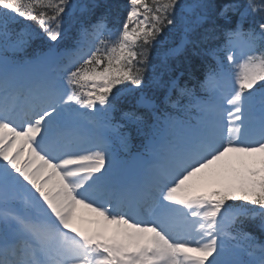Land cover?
Segmentation results:
<instances>
[{"label":"snow or ice","instance_id":"obj_1","mask_svg":"<svg viewBox=\"0 0 264 264\" xmlns=\"http://www.w3.org/2000/svg\"><path fill=\"white\" fill-rule=\"evenodd\" d=\"M96 7L0 0V264H264V242L243 227L258 221L264 232V0H128L114 28L106 14L88 27L81 22L80 35L93 39L78 41L60 76L26 86L25 69L60 55L48 46L30 56L33 42L55 45L67 35L65 17L71 22ZM213 12L240 17L227 33V65L209 68L200 83L207 96L179 77L168 81L163 103L194 111L193 120L157 112L143 93L137 103L154 122L123 113L145 137L137 158L147 157L148 174L122 181L117 150L102 130L129 149L130 133L111 114L127 92L146 87L149 57L165 29H182L165 60L188 45L196 55L215 30ZM249 13L260 18L245 31ZM205 23L213 27L197 38ZM80 109L93 118L88 134L73 128V118L85 116Z\"/></svg>","mask_w":264,"mask_h":264},{"label":"trees","instance_id":"obj_2","mask_svg":"<svg viewBox=\"0 0 264 264\" xmlns=\"http://www.w3.org/2000/svg\"><path fill=\"white\" fill-rule=\"evenodd\" d=\"M84 0H80L82 3ZM85 3L92 4L95 3L98 7L91 13L77 12L75 17L71 22H68V18L65 17L66 24L65 27L68 29L67 35L55 45H51L50 42L45 41L41 44V41H34L32 47L29 48L28 54L36 55L37 53H43L47 51L48 46H54L60 55L49 60L51 65H53V71L58 75H61V67L67 63L69 60L73 59L78 54L79 45L78 41H82L85 46H87L86 40L91 38V36L80 35L79 21H82L85 27H88L94 23L99 16L106 14L108 18L109 28H114L118 26V23L123 20L128 6V0H85ZM73 4H76L74 0H70ZM191 0H180L181 4L190 3ZM215 6L226 2H237L241 5L247 4V0H211ZM215 22V30L210 34L207 41L201 43L196 49L198 54H193L192 45L184 47L179 50L175 55H171L164 59V53L167 49L174 48L176 45L180 44L182 29L181 25L178 23L175 27L169 26L165 29V33L162 34V44L157 45L151 51L149 57V67L145 73L144 83L146 87L142 90H133L127 92L121 99L120 103L117 105V110L112 113L111 116L118 117V120L123 121L122 111L135 112L137 115L144 117L146 122L150 121V116L144 114V112H149L145 107L137 103L140 98V94L150 97L156 100L158 105H165L163 103L164 97L167 94V84L168 81L179 77V83L181 86L187 84L188 87L198 89L201 79L204 74L209 70L210 67H214L219 56L222 54L224 47L222 46L224 40L228 37L227 33L230 29L235 28L236 24L240 22V17L238 14H229L230 19L225 20L223 17H219L212 13ZM258 14L249 13L247 18L242 22L243 28L247 31L249 28L255 27V21L259 20ZM35 27V25H33ZM213 25L205 23L200 29H198L197 38L204 34L205 29L211 28ZM91 29H89L90 31ZM258 30V29H257ZM217 50L216 55L213 56L209 54V50ZM183 73V75H181ZM191 73V75H190ZM140 93V94H139ZM178 95L177 92H173V99ZM187 101V98L181 100L182 104ZM166 106V105H165ZM171 107V106H168ZM158 108V107H156ZM159 112V109H157ZM118 113V114H117ZM148 124V123H147ZM134 133L132 129L130 134ZM244 229L251 231L261 242H264V232H261L258 227V221H246L243 225Z\"/></svg>","mask_w":264,"mask_h":264},{"label":"bare ground","instance_id":"obj_3","mask_svg":"<svg viewBox=\"0 0 264 264\" xmlns=\"http://www.w3.org/2000/svg\"><path fill=\"white\" fill-rule=\"evenodd\" d=\"M47 71V66H33L24 70L21 78H24L25 81L28 79L35 78V76H44Z\"/></svg>","mask_w":264,"mask_h":264},{"label":"rangeland","instance_id":"obj_4","mask_svg":"<svg viewBox=\"0 0 264 264\" xmlns=\"http://www.w3.org/2000/svg\"><path fill=\"white\" fill-rule=\"evenodd\" d=\"M50 75V74H49ZM121 162V161H120ZM119 163V162H118ZM136 170H137V165L135 163V165L133 166ZM7 190L9 193H15L16 192V187L14 185H12L11 183H9L7 185Z\"/></svg>","mask_w":264,"mask_h":264}]
</instances>
